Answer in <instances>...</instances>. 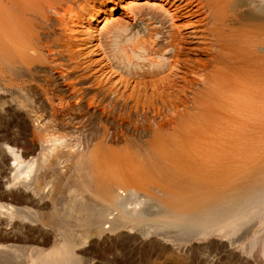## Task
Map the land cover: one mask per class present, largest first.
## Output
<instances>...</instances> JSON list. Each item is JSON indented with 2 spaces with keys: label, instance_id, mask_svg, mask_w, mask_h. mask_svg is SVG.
<instances>
[{
  "label": "bare ground",
  "instance_id": "1",
  "mask_svg": "<svg viewBox=\"0 0 264 264\" xmlns=\"http://www.w3.org/2000/svg\"><path fill=\"white\" fill-rule=\"evenodd\" d=\"M132 2L98 0L99 5L88 8L87 0H0V77L18 94L23 89L16 80L31 83V98L7 103L32 112L26 123L34 138L19 156L39 157L13 184L1 180L3 193L37 204L29 230L21 226L32 231L28 234L36 245L31 264H119L120 253L107 252L111 244L130 255L145 248L162 251L157 255L182 264L181 257L195 245L206 247L216 235L227 236L240 220H264V0H147L143 7ZM117 6L133 19L125 28L128 35L115 42L113 61H107L120 80L97 83L101 91L94 94L125 116L134 113L158 126L196 111L176 127L203 130L201 138L187 141L190 133L175 138L157 130L150 145L131 144L118 155L101 142L72 146L40 125L60 122V112L81 108L84 99L95 102L88 96L87 75L76 78L80 65L71 58L76 53L67 43L64 48L58 35L69 37L71 22L91 9L87 17L93 28L86 32V42L106 60L103 22L113 18ZM99 23L104 24L100 30ZM38 28L49 32L39 38ZM43 49L48 61L64 67L58 76L51 64H43ZM47 169L66 177L81 198L82 206L72 203L70 209L84 212V219L75 222L84 229L82 235L64 234L50 216L53 193L42 188ZM142 191L152 204L140 209L133 198ZM9 233L0 232V239L9 240ZM51 240H58L57 245L45 249ZM260 240L264 255V233ZM222 241L218 245L230 248ZM101 248H106L107 263L92 257Z\"/></svg>",
  "mask_w": 264,
  "mask_h": 264
},
{
  "label": "rangeland",
  "instance_id": "2",
  "mask_svg": "<svg viewBox=\"0 0 264 264\" xmlns=\"http://www.w3.org/2000/svg\"><path fill=\"white\" fill-rule=\"evenodd\" d=\"M126 1L127 0H123V5H126ZM131 1H133L132 4L134 6H138V7H143L147 2V0H131ZM150 1L153 2L154 0H150ZM93 4L99 5L98 0H87L88 8L93 6ZM89 10L91 11V9ZM89 10H86L85 12L88 13ZM87 13L82 12L81 14H79L80 18L76 17V20L74 22H71L70 25L71 30L70 31L68 30V32L71 33L70 35H68L69 37H67V35L65 36L58 35V37H61L59 38V43L63 44L64 48H66L65 44L67 43V45L70 46L69 48L72 47V49L75 51L74 52L70 50L71 54L72 52L76 53L71 57L74 59V60L72 59V62L74 63L79 61V65H80L79 73L77 72L75 74L77 75L76 78H78L81 74L87 75L85 79L86 80L85 84L89 83L86 85V87H89L90 85L88 96L95 97L94 101L96 102V105L95 102L93 103L94 105L88 104L89 103L88 99H84L81 108L78 109L73 107L69 110L66 109L65 111H62V113L60 112L59 114V117H61L59 118L60 122L56 124L51 123L52 125L47 124V126L51 125L50 127H47L44 126L46 125V122L44 120L43 122L40 123V125L44 127L45 132L49 134L63 135V139H65L66 142H69L72 146L79 145L80 143L86 141L101 142L102 145H104L105 147H110V149L112 148L113 150H115L118 153V155L123 153L125 150H127L129 148L128 146H131V144L150 145L151 142L153 141L155 132L157 130H163L162 132L166 133V136L172 135L175 136V138L181 136L186 137V135L190 133V136L186 138L187 141H193L194 138L196 139L201 138L202 134L204 135L203 130L197 133V128H195L194 131L190 132V130L188 131L187 128H183L182 127L183 125H178L176 127L178 123L180 124L182 120L185 121L186 117H189L190 115L194 114L196 111L190 109L189 110L190 112L189 111L186 113L184 112L185 116H181L178 119L173 120L171 124L169 125L167 124L168 127L167 125L158 126L157 124L153 123L151 119L147 120L146 118L137 116L134 113H132L131 116L129 117L125 116V114H123L122 112L115 110L114 107L109 104V102H106L107 100H104L103 96L99 97L100 94L98 96H96L97 94H94L96 92L98 93L99 91H101V89H96L97 83L106 85V83L110 84L109 83L110 80L114 82H119L118 80H120L119 79L120 74L114 73L113 71H111V68L109 69V62L113 59L112 57H114L113 54L115 53L116 40L118 38L122 39L123 37L128 35L129 32L128 30L126 31L125 28H127L126 26L129 24V21H132L133 19L129 17L128 10L126 11L125 9H122L120 6H117L114 14L112 15L113 18L110 15H108L111 17L110 18L111 20L108 23H105L106 21L103 22L104 24H106L105 26L103 23H99L97 25L98 26L97 28L99 30L104 26V28H102L103 31L101 32V38H102L101 42L104 45V48L106 49L104 50L106 54V60L105 59L102 60L101 57L103 54L101 52L97 54H93L91 51L92 49L90 50L88 47L89 43L86 42L87 37L89 36L88 34H86V32H88L89 28L90 29L93 28V22L92 20L89 21L87 17ZM48 30L49 29L43 30L42 28H38L37 33L39 38L41 36H42L41 38H43L44 35L42 34V32L44 31L49 32ZM29 33H31L30 35L32 37L35 35L34 30H31ZM65 40L68 41L70 40L71 42L70 41L66 42ZM68 43H70V45ZM43 51L45 55L43 64L45 66L51 64V66L54 68L53 73H55L58 76L61 73L60 71L64 70V67H62L61 65H56L54 62L51 61L52 59L48 61L46 59V57L48 56L47 52L44 49ZM98 56L100 58H98ZM106 63L108 64V66ZM85 66H86V70H83ZM23 69H25V67H23ZM16 81H18L17 82L18 86L23 89V93H19V94L16 93L15 92L16 88L12 85L6 87L5 81L3 80V78L0 77V189H1L0 190V229H1L0 232L7 230L8 232H10L9 234L13 239V241H11L12 240L11 237L9 240L8 238H4L3 240L0 239V260L2 261V262L0 261V264H31V259L36 253V245L34 241L31 240L33 234L32 233L28 234L32 231L26 232V230H24L22 227L23 225H25V227L28 228L30 225L33 224L31 219H33V214L34 211L37 209V204L32 201L34 203L33 205L32 202H30V199L28 200L24 196H19L17 194L8 195L7 193H3L4 191L3 188L1 187V183L3 181L2 179L7 180L9 184L10 183L13 184L14 181H16L18 178H21L26 173L28 174L33 167V161L39 157V154L37 153L36 154L28 153L29 157L28 155L21 157L19 156V152L21 150H24V148H26L25 146L31 145L30 143L34 138V134L32 132L30 124L26 123L29 122L28 116L31 115L32 112L30 113L27 111L28 112L27 113L26 111H18L16 108L8 107V103H7L8 101L17 104L19 103L20 100H23L25 98H31L30 93L32 92H30L29 90L31 83L23 79ZM92 94L95 96H93ZM96 99H98L99 103ZM99 99L101 101H105V104L100 102ZM37 114L41 115V112ZM179 119H181V121ZM39 121H41V119ZM174 121L175 124H173ZM24 123H26V125ZM59 123L69 125L71 130L69 128H67L65 131L62 130L61 129L62 124ZM73 129H75V131H73ZM188 145H190V143H188ZM30 161L32 162V164H30ZM45 174L47 175H45L46 179L42 183V188L44 190L50 188L51 193H53L51 195L53 198L54 206L50 205V213H51L50 216L56 223L55 224L56 227L66 235L68 234L78 235L80 233H81L80 235H82L84 229L77 226L75 222H77L79 219L80 220L84 219L85 216L83 215L84 212L80 213L79 211L76 210L72 211L70 209V204L72 203L78 206H82L83 203L81 198L78 197V193H76V190L74 188H70L71 183L66 179V177H59V178L55 177L54 174L56 175V173H54L51 170L49 171L48 169H47V173ZM142 192H139L133 198V201L137 205L136 207L140 209L147 208L152 204L149 201H147L146 192L144 191ZM10 212H12L13 214ZM20 216L21 217L24 216V217L21 218ZM3 226L8 228L6 229ZM9 226H11L12 228ZM13 230L16 232L17 235ZM27 230H29V228ZM263 233H264V220H262L259 217L242 219L236 225L231 226L230 228L227 229L226 232L227 236L216 235L210 241H208L209 244L206 247L201 245H195L198 248L194 247L195 249H193L188 256L181 257L180 261L182 264H264V255L260 251V244H261L260 239L262 238ZM171 234L176 236L177 231H173ZM17 236L18 238L16 240ZM20 237L22 238V240L20 239ZM221 239L223 240L222 241L223 244L225 245L227 244L226 246L230 248L225 249L222 248L221 245H218L219 244L218 242H220ZM57 243L58 240H51L50 243H48L44 248L50 250L55 245H57ZM106 248L109 256H112L111 253L121 254V255L119 254L120 256L119 260L121 261L119 262L118 260L119 264H130V263L131 264H163L162 262L165 261H167L165 262V264H175L176 262L175 260L176 258L172 256H168L164 253L158 256L157 254L162 251L155 252L151 248H145L144 250H142V252L140 250V252L135 253V255H130L128 254L127 250H124L120 247H114L112 244L108 245ZM105 249L102 248L97 249L96 253L94 254V256L92 255V257H95L97 260H100L102 262L105 261L104 263H107L108 261H110L109 256L106 257L105 255L102 254V252ZM246 249L247 251H245ZM98 254L100 256H98ZM9 256L11 259L8 258ZM121 256H123L124 258L122 257L121 259ZM108 264L110 263L108 262ZM113 264H116V262H114Z\"/></svg>",
  "mask_w": 264,
  "mask_h": 264
}]
</instances>
